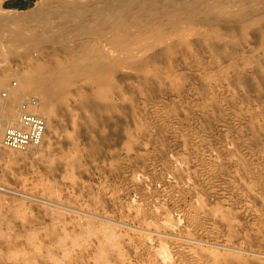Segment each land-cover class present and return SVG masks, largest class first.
<instances>
[{
    "label": "rangeland",
    "instance_id": "374dc122",
    "mask_svg": "<svg viewBox=\"0 0 264 264\" xmlns=\"http://www.w3.org/2000/svg\"><path fill=\"white\" fill-rule=\"evenodd\" d=\"M96 1L0 6L44 35L0 32L3 134L9 100L13 121L43 100L15 95L25 77L85 64L71 48L93 41L117 64L105 81L69 72L40 146L0 135V264H264V0Z\"/></svg>",
    "mask_w": 264,
    "mask_h": 264
},
{
    "label": "bare ground",
    "instance_id": "6f19581e",
    "mask_svg": "<svg viewBox=\"0 0 264 264\" xmlns=\"http://www.w3.org/2000/svg\"><path fill=\"white\" fill-rule=\"evenodd\" d=\"M98 1V0H97ZM96 1V2H97ZM106 1V0H105ZM108 1V0H107ZM112 1V0H111ZM119 1V0H118ZM126 1V0H125ZM128 1V0H127ZM130 1V0H129ZM133 1V0H132ZM136 1V0H135ZM138 1V0H137ZM141 1V0H140ZM140 1H138V3L140 2ZM153 1V0H152ZM164 1V0H163ZM197 1V0H196ZM84 2V1H83ZM82 1L81 2H79V3H83ZM88 2V1H87ZM87 2H85L86 4H87ZM145 2H147V1H145ZM145 2H144V4H145ZM154 2V1H153ZM167 2V1H166ZM175 2H176V0H175ZM174 2V4H176ZM185 2H186V0H185ZM188 2V1H187ZM190 2V1H189ZM195 2V1H194ZM200 2V1H199ZM72 3V2H71ZM94 3V2H93ZM97 3H99V2H97ZM101 3V2H100ZM112 3V2H111ZM110 3V4H111ZM116 3V2H115ZM124 3H126V2H124ZM123 3V4H124ZM128 3V2H127ZM131 3H133V2H130L129 4H131ZM141 3V5H143L142 3L143 2H140ZM155 4H153L154 5V8H155V6H157V4L156 3H158V2H154ZM183 3V2H182ZM182 3H178V1H177V4H179L180 6L181 5H183ZM193 2H191V4H192ZM196 3V2H195ZM56 4V3H55ZM67 4V3H66ZM109 4V3H108ZM114 3H112V5H113ZM117 5H119L118 3H116ZM115 4V5H116ZM128 4V5H129ZM160 4V3H159ZM166 3L164 2V5H165ZM188 4V3H187ZM42 5V4H41ZM81 5H83V4H81ZM114 5V7L113 8H115V10H119V9H117L116 8V6ZM134 6H136L137 4H136V2L133 4ZM133 5H131V6H133ZM163 5V4H162ZM186 5V4H185ZM195 5V4H194ZM51 6V5H50ZM77 6H79V5H77ZM85 6V5H84ZM106 6V5H105ZM122 6V5H121ZM130 6V5H129ZM130 6V8H132ZM133 6V7H134ZM137 6H139V4L137 5ZM146 6V5H145ZM152 6V5H151ZM83 6H81V8H82ZM86 7H87V5H86ZM85 7V8H86ZM89 7V6H88ZM96 7V11L98 10V9H100V7H98L97 8V6H95ZM95 7H93V10L92 11H90L91 9H92V7H91V9L89 10L88 8V10L92 13H94V12H96L95 10H94V8ZM104 6H102V9H106V8H103ZM141 7L142 6H140V7H138V10H139V8H140V11H141ZM68 8V7H67ZM81 8H76L78 11H80V10H82ZM85 8H83V9H85ZM108 8H111V6H109L108 5ZM107 8V9H108ZM118 8H120V7H118ZM125 8H126V6H125ZM152 8H153V6H152ZM151 8V10H153V11H155L154 9H152ZM44 8H39V11H37L36 12V14H38L39 13V19L41 18V20H40V22L43 24V23H46L47 21H49V19L52 17V15L54 14L52 11L50 12V13H48L47 11L45 12V10H43ZM49 9V8H48ZM72 9H73V7H72ZM80 9V10H79ZM87 9H85V10H87ZM106 9V10H107ZM112 9V8H111ZM123 9V8H122ZM121 9V10H122ZM127 9V8H126ZM126 9H123V10H126ZM129 9V8H128ZM134 9H136V7L135 8H132V10H134ZM190 9V8H189ZM60 10V13H61V10H63L64 11V8L62 7V8H60L59 9ZM67 10V9H66ZM87 10V11H88ZM131 10V9H130ZM146 10V9H145ZM145 10H143V8H142V11L144 12ZM150 10V9H149ZM163 10L164 9H162V12H163ZM188 10V9H187ZM259 10V9H258ZM57 11H58V8H57ZM62 11V13H63V17H65L66 15L64 14L65 13V11L63 12ZM68 11V10H67ZM71 13H76V15L79 13H77V12H75L76 10H75V8L73 9V10H69ZM83 11V10H82ZM87 11H84L83 13L85 14ZM99 11V13H100V10H98ZM97 11V12H98ZM110 9L108 10V12H109V15L111 14L110 13ZM126 11H128V10H126ZM126 11H123V13H121L120 12V15H123V14H126ZM136 11H137V9H136ZM147 11V10H146ZM165 11H167V10H165ZM171 11V10H170ZM195 11V10H194ZM81 12V11H80ZM89 12V14H91ZM101 12H104V11H101ZM113 12H114V10H113ZM130 12V11H129ZM151 12V11H150ZM149 12V13H150ZM156 12V11H155ZM168 12V11H167ZM166 12V13H167ZM173 12V11H172ZM186 12V11H185ZM219 12V11H218ZM259 12V11H258ZM261 12H263V11H261ZM14 13V12H13ZM13 13H11L12 15H13ZM16 13V15H17V12H15ZM14 13V14H15ZM19 13V12H18ZM53 13V14H52ZM71 13L70 14H68V13H66L67 15H70L71 16ZM88 13V12H87ZM105 13H107V12H105ZM118 13V15H119V11L117 12ZM132 13V12H131ZM137 13V12H136ZM152 13H154V12H152ZM168 13H170V12H168ZM167 13V14H168ZM177 13V12H176ZM198 13V12H197ZM211 13V12H210ZM11 14L9 15H4V16H0V32L1 33H4V32H9V34L10 35H13L15 38H13V37H11V38H8L9 39V42L10 43H12L13 42V40L15 39V41H21V42H27L26 41V39H28V38H31V39H33L34 41L35 40H37V41H39L38 39H43V36L38 32V31H36L35 30V28H33V27H31L29 24H27L28 22H30V19H31V17H34V16H36V17H38V15H35V14H32V16H27V17H24V18H21V17H18V16H11ZM73 14H72V16H73ZM102 14V16H103V13H100V15ZM108 14V13H107ZM112 14H114V13H112ZM111 14V15H112ZM128 14V13H127ZM126 14V15H127ZM166 14V15H167ZM171 14H173V13H171ZM170 14V15H171ZM179 14V13H178ZM25 15V14H24ZM58 15V14H57ZM65 15V16H64ZM75 15V14H74ZM79 15V14H78ZM78 15H77V17H78ZM81 18H83L84 16H82L83 14H82V12H81ZM79 15V16H80ZM95 15V13L93 14V16ZM97 15H99L98 13H97ZM117 15V16H118ZM132 15H133V13H132ZM135 15V14H134ZM169 15V16H170ZM175 15V14H174ZM177 15V14H176ZM223 15V14H222ZM245 15V14H244ZM250 15H251V13H250ZM70 16H69V18H70ZM92 17V15H89V17ZM102 16H100V17H102ZM104 16H106V14L104 15ZM103 16V17H104ZM115 16V15H114ZM128 16H129V14H128ZM131 16V15H130ZM168 16V15H167ZM171 16H173V15H171ZM246 16H248V14L246 15ZM67 18H68V16H66ZM75 17V16H74ZM88 17V16H87ZM95 17V16H94ZM111 17V16H110ZM109 17V18H110ZM120 17V18H119ZM123 18H124V16H122ZM156 17V16H155ZM62 18V17H61ZM80 18V17H79ZM106 18L109 20V18L106 16ZM106 18H104L105 19V23H104V19L102 20L103 22H102V24H105L106 26H107V24H106ZM114 19V17H111V19ZM121 19V16H118L117 17V19ZM163 18V17H162ZM174 18V17H173ZM201 18V17H200ZM234 18V17H233ZM60 19V18H59ZM85 19H87V18H85ZM91 19V18H90ZM94 19V18H93ZM97 20H100V19H98V18H96ZM116 19V18H115ZM116 19V20H117ZM118 19V20H119ZM171 19V18H170ZM203 19V18H202ZM79 20V19H78ZM81 21H82V19H80ZM95 20V19H94ZM96 20V21H97ZM115 20V21H116ZM125 20V19H124ZM135 20V19H134ZM212 20V19H211ZM246 20V19H245ZM77 21V20H76ZM76 21H75V23H76ZM81 21L79 22V28L82 26V23H81ZM111 21V20H110ZM114 21V22H115ZM151 21V20H150ZM77 22V23H78ZM83 23L84 22H87L86 20L85 21H82ZM118 22V21H117ZM142 22V21H141ZM196 22V21H195ZM205 22V21H204ZM20 23H25L26 25H20ZM34 23V22H33ZM32 23V24H33ZM74 23V24H75ZM81 23V24H80ZM88 23V22H87ZM90 23V22H89ZM88 23V24H89ZM101 23V22H100ZM111 23V22H110ZM109 23V25H111ZM176 23V22H175ZM31 24V25H32ZM52 24V23H51ZM93 24H94V22H93ZM92 24V25H93ZM120 24H122V22H119V23H117V25H119L120 26ZM143 24H145V22H143ZM151 24V23H150ZM36 25V24H35ZM48 25V24H47ZM68 25V24H67ZM85 25H87V24H85ZM91 25V26H92ZM97 24L95 23V26H96ZM104 25V26H105ZM108 25V26H109ZM114 25H116V23L114 24ZM116 25V26H117ZM149 25V24H148ZM161 25H163V24H161ZM169 25V24H168ZM84 26V25H83ZM90 26V27H91ZM99 26V25H98ZM97 26V27H98ZM130 26H133V25H130ZM85 27V26H84ZM87 27H88V25H87ZM93 27V26H92ZM97 27H95V29L94 30H96V29H98V28H100L101 26H99L98 28ZM137 26L135 25V28H136ZM160 27V26H159ZM82 28V27H81ZM81 28H80V30H81ZM134 28V27H133ZM156 28V27H155ZM158 28V27H157ZM60 29V28H59ZM82 29H84V28H82ZM101 29V28H100ZM99 29V30H100ZM63 30H65V29H63ZM93 30V29H92ZM26 31H30V32H32L31 33V35L29 34H26L27 32ZM82 31V30H81ZM89 31L90 30H88V29H84V31H83V33H80L82 36L83 35H88L89 34ZM97 31V30H96ZM113 31V30H112ZM116 32V31H115ZM132 32V31H131ZM59 33V32H58ZM109 33V32H108ZM52 34H56V32H54L53 31V33ZM51 34V35H52ZM112 34V33H111ZM152 34H154V33H152ZM46 35V34H45ZM150 35V34H149ZM79 36V35H78ZM93 36V35H92ZM92 36H90V37H92ZM136 36H137V34H136ZM47 37V36H46ZM76 38H78L77 36H75ZM80 37V36H79ZM89 37V38H90ZM97 37V36H96ZM134 38V37H133ZM47 39H50V38H47ZM95 39V38H94ZM150 40V39H149ZM12 41V42H11ZM14 41V42H15ZM28 41H29V39H28ZM32 41V40H31ZM36 41V42H37ZM88 41H89V39H88ZM30 42V41H29ZM67 42H68V40H67ZM69 43V42H68ZM98 43V42H97ZM30 44H32V43H30ZM101 44V43H100ZM102 44H103V42H102ZM93 45V41H89V42H81L76 48H71L70 50H80L81 51V53H82V51L84 52V54L83 55H85L86 56V58H85V60H86V62H85V64H80V65H78V66H76V67H74V69H73V67L71 68L70 66H69V68L67 67V66H65V67H63V68H60L58 71H56V70H54V71H43V70H40V69H38L36 72H34L33 74H31V75H29V76H27V77H25L24 78V80H22L21 81V84L19 85V87H16L15 88V95H17V96H20L23 92H25V91H36V92H40V94L42 95V98H43V100H42V102H37V101H35V104H33V110H31V112H35V113H37V114H39L40 116L41 115H43V116H49L50 114H51V112H52V103H53V101L55 100V99H57V98H61L62 99V97L64 96L63 95V89L65 88V86H66V84H67V75L69 74V72H71V70L72 71H78V73H88V74H90V75H98L102 80H106L107 78H108V76H110V75H112L113 74V72H114V70L116 69V67H117V64L116 63H114V62H112V61H108V57L106 56V54H105V52H103L102 51V49H101V47H100V49L99 48H96V46L95 47H93L92 46ZM17 46V45H16ZM100 46V45H99ZM107 47V46H106ZM119 47V46H118ZM78 48V49H77ZM116 49V48H115ZM119 49V48H118ZM70 50H69V53H70ZM75 50V51H76ZM74 52V51H73ZM73 52H71V53H73ZM74 54V53H73ZM72 54V55H73ZM90 54V55H89ZM79 56H81V54H78ZM135 55V54H134ZM81 57H83V56H81ZM85 60H83L82 61V63L85 61ZM118 63V62H117ZM148 63V61L147 60H145V61H142L141 62V66H144L145 64H147ZM125 64V63H124ZM69 69H70V71H69ZM5 79V78H4ZM15 86H13V88H14ZM17 93H19V95L17 94ZM17 98V97H16ZM10 99V98H9ZM18 99V98H17ZM34 108H36V110H34ZM14 109H15V100H13V99H11V100H9L6 104H5V111L7 112V118L9 119V122H6V123H8L9 124V126L10 125H12L13 123H15L18 119H16V120H14L13 121V119L15 118V114H16V112L14 111ZM95 109H99V107L97 106V104L95 105ZM5 112V113H6ZM42 116V117H43ZM5 120V119H4ZM46 120V119H45ZM47 121V120H46ZM47 126H48V122H47ZM3 134V131H1V129H0V135H2ZM46 135H47V132H46ZM46 135H45V137H46ZM44 140H45V138H44ZM42 143H44V141L42 142Z\"/></svg>",
    "mask_w": 264,
    "mask_h": 264
},
{
    "label": "built area",
    "instance_id": "2783aa9c",
    "mask_svg": "<svg viewBox=\"0 0 264 264\" xmlns=\"http://www.w3.org/2000/svg\"><path fill=\"white\" fill-rule=\"evenodd\" d=\"M7 95V91H3V96ZM35 99L31 98L23 102L19 119L4 131L1 139V144L4 147L24 150L38 147L44 141L47 121L44 117L30 110L35 104Z\"/></svg>",
    "mask_w": 264,
    "mask_h": 264
},
{
    "label": "crops",
    "instance_id": "0c3cea01",
    "mask_svg": "<svg viewBox=\"0 0 264 264\" xmlns=\"http://www.w3.org/2000/svg\"><path fill=\"white\" fill-rule=\"evenodd\" d=\"M39 0H0L1 8L11 11H24L34 7Z\"/></svg>",
    "mask_w": 264,
    "mask_h": 264
}]
</instances>
